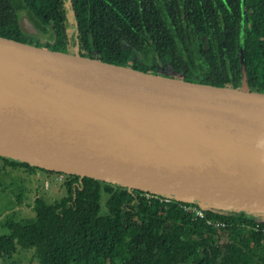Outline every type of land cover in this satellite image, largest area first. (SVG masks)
<instances>
[{"label":"trees","instance_id":"1","mask_svg":"<svg viewBox=\"0 0 264 264\" xmlns=\"http://www.w3.org/2000/svg\"><path fill=\"white\" fill-rule=\"evenodd\" d=\"M24 15L40 34L24 32ZM0 35L157 75L169 63L176 78L222 87L241 88L245 67L249 90L264 92V0H0ZM0 160V171L59 173ZM60 180L66 196H37L35 218L7 223L0 259L32 249L40 264H264V218L256 213L206 207L196 218L140 189L78 174Z\"/></svg>","mask_w":264,"mask_h":264},{"label":"water","instance_id":"2","mask_svg":"<svg viewBox=\"0 0 264 264\" xmlns=\"http://www.w3.org/2000/svg\"><path fill=\"white\" fill-rule=\"evenodd\" d=\"M242 71L222 87L0 35V155L264 215V92Z\"/></svg>","mask_w":264,"mask_h":264},{"label":"rangeland","instance_id":"3","mask_svg":"<svg viewBox=\"0 0 264 264\" xmlns=\"http://www.w3.org/2000/svg\"><path fill=\"white\" fill-rule=\"evenodd\" d=\"M47 38L50 40L51 34H48ZM162 75L178 77L169 63ZM1 165H3L2 160H0ZM2 170L0 171V236L9 233L8 222L35 218L33 206L37 196L54 203L67 195V188L59 179V173L42 172L36 175L24 169L8 166ZM107 198V195H103L102 214L108 213L105 204ZM31 250L18 252L6 260L0 259V264H40L37 259L31 258V252H28Z\"/></svg>","mask_w":264,"mask_h":264},{"label":"built area","instance_id":"4","mask_svg":"<svg viewBox=\"0 0 264 264\" xmlns=\"http://www.w3.org/2000/svg\"><path fill=\"white\" fill-rule=\"evenodd\" d=\"M67 173L65 172H59V179H63L65 177ZM146 192V196L147 197H152V198H156V199H160L162 201L165 202H171V201H178L179 206L186 211L189 214H192L193 216H195L196 218H205L206 217V210L207 208L210 209L213 208L214 212L216 214L219 215H225L227 213H229L230 211H235V210H229V209H224V208H220V207H213V206H209L205 205V204H201L195 201H184V200H180L175 198L173 195H166V194H160V193H155V192ZM207 207V208H206ZM211 210V209H210ZM212 211V210H211ZM237 213H247V212H242V211H235ZM208 224L214 225L217 228H224L226 227V221L222 218H209L207 219Z\"/></svg>","mask_w":264,"mask_h":264},{"label":"flooded vegetation","instance_id":"5","mask_svg":"<svg viewBox=\"0 0 264 264\" xmlns=\"http://www.w3.org/2000/svg\"><path fill=\"white\" fill-rule=\"evenodd\" d=\"M253 216L256 218H264L263 214H258V213L254 214Z\"/></svg>","mask_w":264,"mask_h":264}]
</instances>
